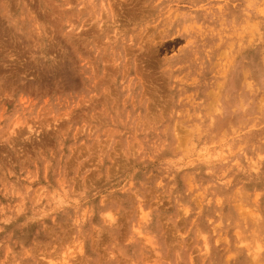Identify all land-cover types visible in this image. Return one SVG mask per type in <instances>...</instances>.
<instances>
[{
  "label": "rangeland",
  "instance_id": "obj_1",
  "mask_svg": "<svg viewBox=\"0 0 264 264\" xmlns=\"http://www.w3.org/2000/svg\"><path fill=\"white\" fill-rule=\"evenodd\" d=\"M0 264H264V0H0Z\"/></svg>",
  "mask_w": 264,
  "mask_h": 264
}]
</instances>
